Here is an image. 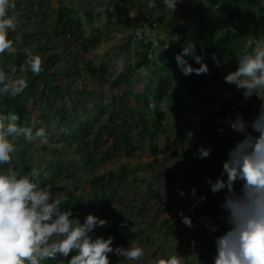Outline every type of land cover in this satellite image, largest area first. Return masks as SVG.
Returning a JSON list of instances; mask_svg holds the SVG:
<instances>
[{"label":"rangeland","instance_id":"obj_1","mask_svg":"<svg viewBox=\"0 0 264 264\" xmlns=\"http://www.w3.org/2000/svg\"><path fill=\"white\" fill-rule=\"evenodd\" d=\"M161 3L160 5H157ZM194 0H181L178 2L176 10L168 9L165 6L164 0H14L16 4L15 11L19 14L17 17L18 27L16 31H9V39L13 42V47L16 49L28 50L33 55H39L42 59V66L45 67V61L50 55H55V68H61L65 66L66 60H71L75 55L80 56L79 63L82 66L81 77L64 78L61 77L58 83L62 85L63 100L61 104L65 105L66 117L70 121L72 111L71 106L75 101L77 106L79 103H86L87 108L92 107L91 98H89V92L94 91V95L98 101L104 100L106 104L109 102V95H116L117 89L110 91L109 85L121 76L123 71L128 67L130 60L135 56V52L142 49V42H153L152 53L150 55V64L148 67L142 68L135 81L137 85L135 89L137 92L144 90V83L147 77L154 78L152 72L154 70V63L158 61L159 53L163 50L169 51V42L172 39L168 36L169 30L174 29L187 20L185 16L190 10L185 4L193 3ZM69 5L73 8L78 16L82 19V29L84 31L85 38H94L98 36L99 43L96 48H90L88 52H83L80 44L76 41L70 45L69 41L65 38L55 36L56 30V10L62 5ZM157 6V8H155ZM33 11L32 18L27 20L25 15H29V12ZM126 11L128 14H125ZM154 11L156 17H162L164 19L163 24L155 22V26L150 27L146 21L149 17V12ZM92 13V16L89 14ZM10 14L12 12L10 11ZM127 21L126 25L120 24L118 18ZM200 22L199 17L189 27V34L194 36L198 24ZM135 33V37L130 40V35ZM29 38H24L25 34L31 35ZM208 37L205 33L201 39H196L193 43L198 47L199 51L206 53V57L203 58V63L208 66L209 72L214 73V80L208 81L201 87L202 95L198 96V92L189 90V85L185 79V75L178 71L177 81L181 83L185 90L182 92V88H178L180 95L183 93L184 100H181L177 92L173 90V96L168 101L162 104L152 103L153 111L148 113L147 118L150 121H162L165 127V131H160L157 134V138L151 141L150 138H141L137 136L138 130H133L135 148L126 151L117 150V154L112 159L106 161L103 167H99L96 170L86 169L84 163L81 161V154L76 152L77 145L75 143L69 144V139H60V133L57 130L55 135H48V144H40L39 142H28L23 137H19L13 141L16 151L12 153V162L14 170L20 167L22 162L28 166L31 170H36L39 175V179L43 176L47 177L48 189L55 193H67L73 192L80 188L82 191L86 189L87 202L91 203V196L89 197L88 185H85L89 181L90 177L95 175L98 171L104 172L107 170H119L124 163H129L131 166L130 176L122 183L121 186L116 188V198L122 199L126 202V206H120L115 204L114 211L110 216V219H119L122 216V211L131 207L128 213L123 215V220L128 224L129 229L133 230L132 236H130L125 243H121L119 247L125 249L130 246H139L144 250V256L138 261H124L123 257H119L113 253H109V264H155L157 258H169L172 255H179L183 258L182 264H214V257L216 256V249L212 252L210 258L199 263L201 255L194 256L193 263L190 262L185 254V243L181 244L179 235L181 234L182 224L178 221L171 219V215H177L182 217L179 213H186L190 218L194 215L192 209H188L187 203L177 202L181 197V194L175 193V188L169 187L173 185L176 189L180 190L187 195L186 190H181L183 187L182 177L191 176L192 180L197 183L201 192L195 194L197 200L204 195L209 194L215 197L217 193L211 191L210 185L207 183L208 179L213 182L221 175H208L201 167L215 166V170L219 165L223 166V162L227 159L228 152L234 147L235 143L242 139L240 133L233 131L226 123L228 118H235L232 115V110L239 101L242 95V91L237 89L234 84H228L224 81L225 75L229 72L235 71L236 66L230 64L225 66H216V58L213 59L214 54L210 45L203 46L202 39ZM173 38L180 44L181 36L173 35ZM264 40V39H263ZM27 43V44H25ZM68 51L73 52L72 56ZM9 54V53H8ZM15 55V54H10ZM169 55L173 58L172 53L169 51ZM131 59V60H132ZM92 60L96 65L99 63L109 68L108 74H106L107 83L99 84L98 80L91 79L90 76L85 73V61ZM129 61V62H128ZM3 55H0V72L5 73V79L8 83L20 78L27 79L33 75L31 70L21 71V68H15V71L6 72L3 67ZM24 67L27 68L26 60ZM214 67L212 71L211 68ZM141 79V80H139ZM198 82V78L195 79ZM102 87V88H101ZM126 84L123 81L121 89L125 88ZM81 90H85L82 95L79 93ZM199 97H201L199 99ZM132 100V97H130ZM246 109L242 113H239L243 118L248 121L250 118L257 114L260 106L264 103V96H253L247 99ZM41 105V104H38ZM38 105L30 106L31 120L26 121L25 124L33 128L36 119L39 118L41 109ZM44 110H46L48 116L51 114V107H46L42 104ZM92 115L93 112H90ZM108 114V113H105ZM81 115V114H79ZM103 121L107 116L103 115ZM158 118V119H157ZM40 126L44 128V122L40 121ZM69 127V126H68ZM208 128V131L206 130ZM45 129V128H44ZM221 129L223 131H221ZM47 133V132H46ZM11 139V138H10ZM22 143L28 149V156L23 158L21 155ZM157 142L160 147L165 145H171L169 154L171 156L166 158L163 155H159L158 158L149 155V149L152 142ZM211 149V153L207 158H198L199 148ZM59 151V154L55 153ZM177 151V155H173V152ZM129 153V154H128ZM64 159L65 166L69 167V173L63 168L58 169L53 167L55 161L60 157ZM98 155V154H97ZM9 165H2L0 171H6ZM57 169L60 171L59 175H54L53 171ZM23 169L18 173H23ZM203 171V173H202ZM218 174V172H217ZM173 175V178L170 176ZM183 175V176H182ZM168 185V186H167ZM79 190L77 192H79ZM227 191L223 192L226 196ZM183 198V197H182ZM143 200H147L149 203L147 211L144 212V219L137 216V207ZM132 202V204H130ZM153 216H157L155 224L157 228L150 230L149 222L152 221ZM228 214H222L219 217V231L223 235L230 225L227 224L226 218ZM140 219L142 223L140 224ZM167 224L162 226V221ZM169 219H171L169 221ZM172 223L170 228L168 241L162 243L160 234L163 231L169 230V224ZM136 226V227H135ZM156 231H159L156 234ZM156 234V235H155ZM155 235V236H154ZM150 236V240L147 239ZM159 239V240H158ZM160 243L164 246V252L158 250ZM177 243L178 245H176ZM169 245L179 247L172 252L173 249L169 248ZM201 246V245H200ZM76 252L73 250L70 253ZM203 252V251H201ZM201 252H198L201 254ZM166 256V257H165Z\"/></svg>","mask_w":264,"mask_h":264},{"label":"trees","instance_id":"obj_2","mask_svg":"<svg viewBox=\"0 0 264 264\" xmlns=\"http://www.w3.org/2000/svg\"><path fill=\"white\" fill-rule=\"evenodd\" d=\"M158 2L157 5H160L161 3L158 4ZM185 5L190 10L185 15L187 20L168 31V36L172 37L169 42V51L172 53L173 58L169 55L168 50H163L159 53L158 61L154 63V70L152 72L154 78L147 77L142 92H137L135 89L137 85L135 78L139 71L144 67H148L151 62L150 55L153 52L152 41H148L147 43L145 41L142 42V49L135 52L134 58H131L132 60L129 59V65L121 76L114 79L109 85L110 91H113V89H117L118 91L116 95H109L108 104L102 99L98 101L94 95V91H90L89 98H91L92 107L87 108L86 103H79V106H77V103L74 101L71 106L72 117L69 122L66 121L68 120L66 108L64 104H61L64 89L58 83V80L61 77L67 79H71L73 76L81 77L82 66L79 63L80 56L75 55L71 60H66V57H64L65 66L52 69L55 66V55H50L45 61V67L42 66L40 74L31 75L27 79V87L22 92L16 95L0 92V115L15 112L20 117L19 121H17L18 125L29 127V124L26 125L25 122L31 120L30 106L41 104L38 105L41 113L33 125V131L35 132V130L41 128L40 121L44 122L47 136L55 135L58 130L60 139H69V144L75 143L77 145L76 152L81 154V161L84 163L86 169L91 170L103 167L107 160L112 159L117 154V150L124 148L126 151H130L134 149L135 135L133 130H138L137 136L143 139L150 138L151 141L156 140L157 134L161 130L165 131L164 124L159 120L150 121L147 115L153 111V102L155 104L165 103L173 96V90L177 91L174 94H178L181 100L185 99L184 94L180 95V91H178V88H182V92H184L185 87L176 78L177 72H181V70L177 65L175 56L182 53L183 47L187 42L194 43L196 39H201L207 33L208 37L202 39L201 42L203 46L210 45L212 48V53L216 58V66L217 64L219 66L222 64H225V66L232 64L235 67L237 57L241 54L247 41L251 40L253 41V45H255L256 42L264 39V0H194L193 3H186ZM33 13V11H30L29 15H25L27 20L32 18ZM56 14L57 28L54 31L55 36L67 39L70 45L76 41L80 44L83 52H88L90 48H96L100 38L98 36L94 38L84 37L82 19L71 6L62 4L56 10ZM125 14H128V12L126 11ZM89 16H92V13ZM198 17L200 22L194 32V36H192L189 34V27ZM117 20L120 24H127V21L122 19V17H119ZM146 21L153 28L155 22L163 24L164 19L156 17L154 11H150ZM32 35L35 37V33H32L31 35L25 34L24 38L27 39ZM173 35L181 36L182 42L178 44ZM134 37L135 33L133 32L130 35V40ZM68 52L72 56L73 52ZM196 53L203 58L207 56L206 53L199 51L198 47H196ZM2 55L4 62L2 68L6 72L10 71L14 73L13 69L21 68V66L25 65V60H27L26 52L22 49H17L14 56L7 52ZM185 59L193 68L200 67L191 56H187ZM85 67L84 72L91 79L98 80L100 85L107 83L106 74L109 72L108 67L101 63L96 65L92 60H86ZM211 70L213 71L214 67ZM214 76L213 72L208 71L207 74L201 75L192 73L185 76V79L189 85V90L198 92V96H201V87L208 83V81H213ZM196 78H198V82L195 81ZM123 81L126 87L121 89ZM5 83H8L6 79ZM230 86L233 85L231 84ZM3 87L4 85L0 84V88ZM84 92L86 91L81 90L79 93L82 95ZM130 97H132V100H130ZM42 104L46 107H51L50 116L43 109ZM88 112L89 114H91L90 112L93 113L89 116ZM103 115L107 116L105 121H103ZM206 130L208 131V128ZM19 142L22 148L21 155L23 158H26L28 156V149L24 146L21 139ZM170 146L169 144L160 147L156 141L152 142L149 155L155 158L163 155L168 158L171 156V153L169 154ZM55 153L59 154V151L56 150ZM177 154V151L173 152V155ZM61 156L55 161L53 167L58 169L63 168L70 174L69 167L64 165L65 161ZM1 167L2 165H0ZM15 169L18 171L17 173L23 169V173L18 174V176L28 175L30 179L37 181L42 188L49 187L47 177L43 176L41 179L39 177H31V170L24 162H22L20 167ZM130 169V164L124 163L117 171H98L85 184L89 188L88 195L89 197L91 196L90 204L87 202L86 189L80 191V188H77L73 192L65 193L68 196V201L62 205L64 210L71 209L73 213L72 218L79 219L81 223L84 222L88 214H93L100 219L109 221V226H97L94 229L93 239L96 237L107 239L111 236L114 238L112 244L114 249L119 247L121 243H125L132 236L134 230L133 228L130 230L128 224L123 220V215L128 213L131 207L123 210V214L119 219H110L115 204H120V206L127 205L122 199L116 198L115 193L116 188L121 186L130 176ZM201 169L205 170L208 175H214V177L221 175L223 171L222 165H219L216 170L215 166H205L201 167ZM59 173L60 171L57 172V169L53 171L54 175H59ZM170 177L173 178V175ZM223 179L226 180L227 176L225 175ZM180 183L184 184L181 190H186L188 193L187 195H181L177 202L187 203L188 209H192L194 215L191 217V222L193 226L189 228L182 222V217H178L177 215H171L173 216L171 219L182 224L179 239L182 242L180 245L184 243L186 245L182 247L185 249L184 255H187L190 262L193 263L192 258L197 253V255H201L202 257L200 258V263L210 258L212 252L216 249L215 239L221 236L222 231H219V217L222 214H228L221 207L225 198L223 192L227 191V189H222L215 197L207 194L204 195L203 200H197L198 197L192 194V189L196 190L195 194L201 192V190L197 183L192 180L191 176L182 177ZM169 187L175 188L176 194L181 193L173 185H169ZM235 188L239 190L240 183H236ZM78 190L79 192H77ZM147 202V200H143L142 202L140 200L137 207L136 214L142 219H144V212L148 210L146 206L149 203ZM184 216L187 217V214L184 213ZM156 217L153 216L152 221L149 222L150 230L152 231L157 228L155 224ZM142 219H140V224L143 222ZM167 220L165 222L162 221V226L167 224ZM170 228H172V223L169 224V230L163 231L161 234L158 233L159 231H156V234H160L159 238H162V243L168 241L169 234L171 233ZM150 238V236H147L148 240ZM162 243L158 246V250L164 252L165 248ZM175 244L178 245L177 243ZM176 245H169V248L173 249L172 252H175L176 248L179 249ZM198 252H201V254ZM76 254L77 252L69 253L68 257L57 254L55 259L48 258L42 261L41 264H69L71 257Z\"/></svg>","mask_w":264,"mask_h":264},{"label":"clouds","instance_id":"obj_3","mask_svg":"<svg viewBox=\"0 0 264 264\" xmlns=\"http://www.w3.org/2000/svg\"><path fill=\"white\" fill-rule=\"evenodd\" d=\"M178 2L181 0H164L172 12ZM15 9L14 0H0V55L17 52L8 38L9 31L14 32L18 27L19 14ZM25 52L27 68L21 66V71L30 69L33 75H39L42 71L41 57L27 49ZM187 56H191L200 67L193 68L185 59ZM175 59L185 76L207 74L209 71L192 42H187ZM237 63V69L225 75L224 81L241 90L245 100L253 95L260 98L264 93V40L255 45L253 41H247ZM0 84L4 85L0 92L11 95L27 87L24 78L5 83L3 72H0ZM19 119L15 112L0 115V165H9L6 171H0V264H41L48 258L55 259L57 254L68 257L73 250L77 254L71 257L69 264H109L108 254L113 252L124 261L140 260L144 250L139 246L114 249L111 236L93 239L94 229L109 226V221L88 214L81 223L79 219L72 218L71 209H63L62 205L68 201L66 194H54L28 175L18 176L11 165V154L16 151L13 141L23 137L30 143H49L43 127L34 132L31 127L18 125ZM226 123L240 133L242 139L228 152L221 177L215 182L207 181L213 193L227 189L221 207L228 213L226 222L230 227L215 239L214 264H264V103L250 120L246 121L238 113L234 119L228 118ZM210 153V148L201 147L198 158H207ZM38 175L36 170L30 173L33 178ZM225 175L226 180L223 179ZM236 183H240L239 190L235 188ZM195 191L192 189L193 195ZM180 194L184 195L183 192ZM179 214L182 222L191 228L190 218L182 212ZM182 260L179 255H172L167 259L157 258L155 264H182Z\"/></svg>","mask_w":264,"mask_h":264},{"label":"built area","instance_id":"obj_4","mask_svg":"<svg viewBox=\"0 0 264 264\" xmlns=\"http://www.w3.org/2000/svg\"><path fill=\"white\" fill-rule=\"evenodd\" d=\"M253 96H256V95H253ZM260 96H264V93H261ZM246 101L247 100H245L244 96L241 97L239 101L237 102V104L235 105L234 109L232 110V115L236 116L238 113H242L244 109H246V104H247Z\"/></svg>","mask_w":264,"mask_h":264}]
</instances>
